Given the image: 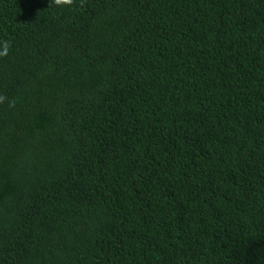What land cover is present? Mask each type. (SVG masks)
I'll return each instance as SVG.
<instances>
[{"label": "trees", "instance_id": "16d2710c", "mask_svg": "<svg viewBox=\"0 0 264 264\" xmlns=\"http://www.w3.org/2000/svg\"><path fill=\"white\" fill-rule=\"evenodd\" d=\"M0 40V264H264V0H0Z\"/></svg>", "mask_w": 264, "mask_h": 264}, {"label": "clouds", "instance_id": "9594fccd", "mask_svg": "<svg viewBox=\"0 0 264 264\" xmlns=\"http://www.w3.org/2000/svg\"><path fill=\"white\" fill-rule=\"evenodd\" d=\"M57 7L72 6L74 0H51ZM83 0H81V4ZM12 45L8 40H0V57H6L11 51ZM6 97L0 96V103L4 102ZM10 107L14 106V101L9 104Z\"/></svg>", "mask_w": 264, "mask_h": 264}]
</instances>
